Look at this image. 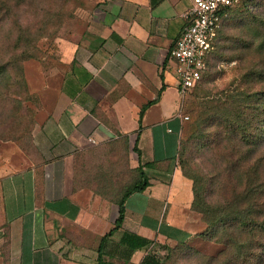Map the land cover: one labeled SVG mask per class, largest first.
<instances>
[{
    "label": "crops",
    "instance_id": "crops-1",
    "mask_svg": "<svg viewBox=\"0 0 264 264\" xmlns=\"http://www.w3.org/2000/svg\"><path fill=\"white\" fill-rule=\"evenodd\" d=\"M193 1L92 0L87 31L65 49L67 70L41 92L40 163L0 177V264H99L101 240L117 218L75 191L72 164L118 137L129 141L147 180L125 200L106 264H141L150 250L121 258L125 232L170 247L193 239L192 181L177 162L184 97L170 57Z\"/></svg>",
    "mask_w": 264,
    "mask_h": 264
},
{
    "label": "rangeland",
    "instance_id": "rangeland-1",
    "mask_svg": "<svg viewBox=\"0 0 264 264\" xmlns=\"http://www.w3.org/2000/svg\"><path fill=\"white\" fill-rule=\"evenodd\" d=\"M92 12V0H0V177L40 163L35 131L45 119L41 92L52 78L67 70L65 49L80 42ZM241 13L223 27L218 44L234 21L248 22L252 13L264 20V0H250ZM263 39L264 32L258 47ZM261 49L251 52L252 61L264 70ZM214 63L211 57L209 72H218L216 81L206 83L205 77L184 97V115L189 119L185 120L177 161L192 181V192L193 184L199 189L202 210L192 206L193 192V239L163 251L165 264L264 263V186L262 194L254 190L262 182L259 176L264 177V144L260 148L255 144L258 96L252 95L241 119L230 115L231 106L219 116L222 121L199 118L201 89L215 94L226 88L235 78L232 69L240 62L222 60L216 67ZM262 87L264 80L255 76L251 94ZM195 122L196 128L190 129ZM238 124L249 130L247 137L232 133ZM131 150L128 140L113 138L78 153L72 164L75 191L84 190L87 198L100 201L110 220H116L124 194L140 179ZM239 212L247 216L238 219L247 226L232 219Z\"/></svg>",
    "mask_w": 264,
    "mask_h": 264
},
{
    "label": "trees",
    "instance_id": "trees-1",
    "mask_svg": "<svg viewBox=\"0 0 264 264\" xmlns=\"http://www.w3.org/2000/svg\"><path fill=\"white\" fill-rule=\"evenodd\" d=\"M250 0H242L240 5L237 7L230 9L225 13V18L222 23V26L219 30L218 36L214 41V48L210 55L208 56L207 70L203 73L202 80L198 83L196 87H198L205 77L206 83L211 81H216L217 74L216 72L210 73V60L211 57L214 58V66L222 60H238L239 66L235 69H232L233 75L235 76L233 82L226 86V88L221 91H217L213 94L212 91L202 88L199 97H203V100L200 103L199 111L197 112V116L199 118H205L210 120L211 122H216L217 120H221L222 114L228 110V106L233 107V112L230 114L234 120H238V118H242L245 110L244 108L250 102V98L258 96V127H257V141H255L256 147L259 148L264 144V87L258 89L257 93L251 94L252 90V80L255 76L260 75V77L264 80V70H261L256 63L252 61V51H259L261 48H264V39L260 41L259 47L257 46V40L261 37V34L264 32V20L261 17H258L256 14H251V19L248 22L240 23L239 20L234 21L229 25V29L226 33L221 36V43L219 42V36L222 32L223 27L231 20V18L237 13H239V17L241 16V10H244L248 7V3ZM262 50V49H261ZM216 69V68H215ZM223 70V69H222ZM225 74V72L223 73ZM217 75V76H216ZM220 116V117H219ZM228 118V116H227ZM189 119V117H188ZM186 119V120H188ZM230 121V119H228ZM222 121V120H221ZM239 125V124H238ZM185 127V125H184ZM196 128V122L190 126V129ZM184 131V129H183ZM232 133L235 135H239V132H242L244 137L248 135V129L246 127L239 125V128L233 129ZM252 134V132H251ZM250 134V135H251ZM183 135V134H182ZM182 144V142H181ZM249 144V143H248ZM263 149V147H262ZM261 149V150H262ZM181 151V149H180ZM264 152V151H263ZM180 154V153H179ZM264 155V153H263ZM140 170V179L130 188L123 196L122 200L119 203V214L116 220V224L113 230H111L108 234H106L102 240L99 247V264H106L105 255H106V245L108 240L117 232L121 227L125 219V200L136 192H140L144 189L146 184V174L143 171L142 167H139ZM184 175V174H183ZM185 176V175H184ZM187 177V176H185ZM190 179L189 177H187ZM262 182L254 188L255 191L262 194L264 186V177L262 178ZM193 192H194V207L201 209V203L203 200L201 199V193L198 188L193 184ZM202 210V209H201ZM248 215L252 214V209L246 212ZM238 223H242L240 218H247L244 216L243 212L237 213L236 217H232V219ZM224 220L223 218L221 219ZM253 221V219H252ZM244 226L246 224L242 223ZM183 245V244H182ZM119 248L124 251V254L121 253V258H125V260L131 259L132 254L137 250H144L150 248L145 257L143 258L141 264H165V259L163 255V251H168L175 247H170L168 245H159L154 243L153 241L140 236L136 233L125 232L120 239L118 244ZM181 246V245H179ZM176 246V247H179ZM252 250V247L250 251ZM249 253H245V257L249 256ZM264 264V263H260Z\"/></svg>",
    "mask_w": 264,
    "mask_h": 264
},
{
    "label": "built area",
    "instance_id": "built-area-1",
    "mask_svg": "<svg viewBox=\"0 0 264 264\" xmlns=\"http://www.w3.org/2000/svg\"><path fill=\"white\" fill-rule=\"evenodd\" d=\"M242 0H194L184 14L185 24L170 51L177 63L176 78L183 97L190 94L207 70V59L225 18ZM188 119V116H184Z\"/></svg>",
    "mask_w": 264,
    "mask_h": 264
}]
</instances>
